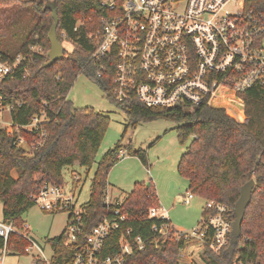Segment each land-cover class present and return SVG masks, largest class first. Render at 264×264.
Returning <instances> with one entry per match:
<instances>
[{
    "label": "trees",
    "instance_id": "1",
    "mask_svg": "<svg viewBox=\"0 0 264 264\" xmlns=\"http://www.w3.org/2000/svg\"><path fill=\"white\" fill-rule=\"evenodd\" d=\"M100 2L0 0V10L11 11L13 16L11 28L23 30L25 36L20 42L17 33H13L10 42H1L3 56L12 58L19 52H26L29 45L37 41L43 46L42 53L31 56L27 70L18 68L12 77L0 83V87L9 102H19L12 111L16 124H27L35 115H46L45 122L35 131L45 132L40 143L32 145L38 139L36 133H21L27 138L28 148L17 144L16 132L0 129L2 219L21 228L25 222L23 215L35 205L30 196L38 192L43 183L63 185L65 167L79 163L90 168L95 163L110 117L90 107H75L69 99L77 78L84 74L101 88L105 97L128 114L130 122L122 139L128 126H136L140 121L165 118L179 124V142L186 144L190 140L178 162L179 174L189 180V192L206 201L216 200L226 205L232 224L236 221L235 204L242 186L255 180L241 235L236 237L232 232L228 247L219 252L206 247L201 257L204 264H264V86L256 85L241 93L246 121L231 116L225 108L205 103L163 108L147 107L138 100L119 102L114 93L116 57L107 55L97 60L93 56L98 43L94 33L101 28V18L106 14ZM53 7L57 8L60 19L59 40L62 43L72 41L75 47L65 53L64 59L44 67L51 48L48 34L54 22ZM247 7L264 13V0H248ZM122 149L149 165L147 150H136L131 143L123 145L122 140L103 155L92 180L90 199L83 204L88 228L114 210V206H107L104 200L109 173L121 160ZM158 201L154 184L149 180V184L137 182L118 206L121 213L127 215L122 230L131 229L132 236L141 237L144 243L143 249L129 257L128 264H182L181 249L191 240L177 237L174 232L166 240L158 236L154 225L171 222L170 219L150 218V209L158 206ZM212 212L203 209L202 216ZM119 235L117 232L108 240L109 251L118 249ZM12 240L16 242V250L26 253V239L13 234ZM51 242L56 253L54 264H64L72 258L74 249L64 243L63 233Z\"/></svg>",
    "mask_w": 264,
    "mask_h": 264
},
{
    "label": "built area",
    "instance_id": "2",
    "mask_svg": "<svg viewBox=\"0 0 264 264\" xmlns=\"http://www.w3.org/2000/svg\"><path fill=\"white\" fill-rule=\"evenodd\" d=\"M248 0H101L106 14L101 28L94 33L98 43L93 56L101 60L107 55L117 59L115 66V96L119 102L140 101L147 107H185L201 103L225 108L231 116L246 121L245 102L241 93L256 85L264 86V13L247 7ZM38 40V35L35 37ZM37 41L28 51L5 58L0 52V83L12 77L18 68L27 70L33 53H42ZM104 68V67H103ZM19 102L11 103L0 87V129L16 132L19 146L28 148L27 135L37 134L32 145L40 143L45 132H35L46 120V115H35L27 124H16L12 111ZM240 110V111H239ZM127 156L122 149L119 157ZM150 171V170H149ZM35 205L50 213H67L64 243L74 249L72 258L64 264H128L136 250L143 249L141 237L132 236L131 229L122 230L127 215L119 205L124 200L107 189L104 203L114 206L94 226L88 228L85 207L77 204L74 191L64 185L45 182L38 192L31 194ZM194 198L189 192L186 202ZM212 210L202 216L200 224L191 231H180L171 222L153 229L162 239L171 232L191 240L181 249L201 253L206 247L215 252L231 244L233 224L228 219V207L216 200L204 206ZM163 206L150 209V218L169 219ZM29 224L21 228L0 219V264L10 250H16L15 234L28 241L29 252L38 245L27 232ZM176 230V231H175ZM117 232L118 249L109 251L110 241ZM44 256L38 262L54 264ZM190 260L193 258L190 256ZM191 261H189L191 263ZM239 264H242L240 262Z\"/></svg>",
    "mask_w": 264,
    "mask_h": 264
},
{
    "label": "rangeland",
    "instance_id": "3",
    "mask_svg": "<svg viewBox=\"0 0 264 264\" xmlns=\"http://www.w3.org/2000/svg\"><path fill=\"white\" fill-rule=\"evenodd\" d=\"M10 13L11 11L0 10V34L4 36L2 40L0 39V47L1 42L3 44L10 42L13 33H17L20 42L25 37L23 30L11 28L10 24L14 19ZM63 45L65 53L75 47L72 41L67 40ZM69 99L73 101L75 107H90L110 117L109 127L96 154L95 163L90 168L76 163L63 170L64 188L76 193L78 205L86 204L90 199L92 180L98 162L110 148L122 140L123 145L131 143L136 150H147L149 165H144L137 156L127 155L122 158L109 173V192L122 201L137 182L145 183L151 180L158 195V206L167 209V215L175 229L191 231L200 224L206 199L195 194L190 202H186V196L190 191L189 180L179 174L177 166L190 140L186 144L179 142L178 123L165 118L140 121L136 126L129 125L122 139L126 125L130 122L129 116L115 102L105 97L95 82L84 74L79 75L69 93ZM2 209L3 205L0 202V219L3 218ZM67 216L66 212L50 213L42 210L39 205H34L23 215V220L29 224L27 232L38 247L34 246L26 253L10 250L4 264H37L44 256L51 257L54 254L51 240L65 231ZM187 253L186 251L183 253L184 262L202 264L197 253L192 252L189 257ZM190 256L193 258L192 261Z\"/></svg>",
    "mask_w": 264,
    "mask_h": 264
},
{
    "label": "water",
    "instance_id": "4",
    "mask_svg": "<svg viewBox=\"0 0 264 264\" xmlns=\"http://www.w3.org/2000/svg\"><path fill=\"white\" fill-rule=\"evenodd\" d=\"M52 12H53L54 22L48 34V38L51 43V48L48 52L49 60L43 65L44 67H50L56 61L65 58V47L63 43L59 40L57 35V29L60 22L57 8L53 7ZM254 186H255V180L253 179L245 183L241 188L240 197L235 204L236 221L233 224V234L236 237L241 235L242 221L245 215L246 208L251 202Z\"/></svg>",
    "mask_w": 264,
    "mask_h": 264
},
{
    "label": "crops",
    "instance_id": "5",
    "mask_svg": "<svg viewBox=\"0 0 264 264\" xmlns=\"http://www.w3.org/2000/svg\"><path fill=\"white\" fill-rule=\"evenodd\" d=\"M204 209V208H203ZM170 219V218H169ZM171 223H172V221H171Z\"/></svg>",
    "mask_w": 264,
    "mask_h": 264
}]
</instances>
